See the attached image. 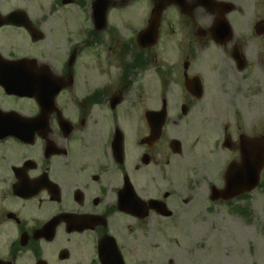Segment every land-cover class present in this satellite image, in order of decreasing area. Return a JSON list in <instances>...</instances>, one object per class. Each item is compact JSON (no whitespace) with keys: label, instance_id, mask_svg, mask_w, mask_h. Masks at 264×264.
Wrapping results in <instances>:
<instances>
[{"label":"flooded vegetation","instance_id":"flooded-vegetation-1","mask_svg":"<svg viewBox=\"0 0 264 264\" xmlns=\"http://www.w3.org/2000/svg\"><path fill=\"white\" fill-rule=\"evenodd\" d=\"M167 2L0 0V264H199L241 212L264 0Z\"/></svg>","mask_w":264,"mask_h":264},{"label":"rangeland","instance_id":"rangeland-1","mask_svg":"<svg viewBox=\"0 0 264 264\" xmlns=\"http://www.w3.org/2000/svg\"><path fill=\"white\" fill-rule=\"evenodd\" d=\"M179 97L176 90L168 99L176 104ZM153 102L160 104L158 92ZM260 175L257 188L241 202L243 211L236 215L229 204L211 207L216 213L206 220L207 236L188 239L190 246L205 247L210 253L203 256L200 249L199 264H264V166Z\"/></svg>","mask_w":264,"mask_h":264},{"label":"water","instance_id":"water-1","mask_svg":"<svg viewBox=\"0 0 264 264\" xmlns=\"http://www.w3.org/2000/svg\"><path fill=\"white\" fill-rule=\"evenodd\" d=\"M168 3L169 2H167L166 4L155 5V7L152 9L154 19H157V20L159 19L161 10ZM253 142H254L253 147L250 150H248V154H249V165H250V168L252 169L254 165V172H252V174L251 172H249L247 162L245 161L243 164V169H241L240 174H239L240 177L235 176L236 191H237V187L238 189H241L240 191H245V190L249 191L253 189L254 187H256L257 182L259 180V176H260L259 171L264 165L263 164L264 163V143H262L258 139L253 140ZM229 173H232V167H230ZM238 179L240 180V184L237 183ZM233 180H234L233 177L232 178L230 177L229 182H228V188L234 189Z\"/></svg>","mask_w":264,"mask_h":264}]
</instances>
